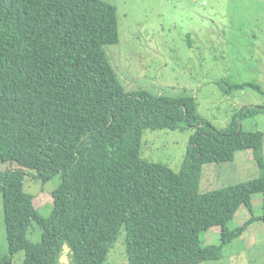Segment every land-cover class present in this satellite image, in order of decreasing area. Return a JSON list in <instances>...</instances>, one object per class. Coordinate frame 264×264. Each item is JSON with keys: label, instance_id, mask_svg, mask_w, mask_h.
<instances>
[{"label": "trees", "instance_id": "obj_1", "mask_svg": "<svg viewBox=\"0 0 264 264\" xmlns=\"http://www.w3.org/2000/svg\"><path fill=\"white\" fill-rule=\"evenodd\" d=\"M118 41L116 6L105 0H0V193L8 254L0 264H57L64 244L73 264H105L124 232L127 264H198L223 257V246L256 218L264 226V173L200 191L203 165L233 161L249 148L264 168L263 132L244 130V106L222 128L197 113L191 95L127 91L104 46ZM191 127L178 172L142 157L145 129ZM49 216L24 191L25 177L55 175ZM262 214L228 226L251 195ZM37 223L41 237L27 238ZM220 227L219 244L202 234Z\"/></svg>", "mask_w": 264, "mask_h": 264}, {"label": "rangeland", "instance_id": "obj_2", "mask_svg": "<svg viewBox=\"0 0 264 264\" xmlns=\"http://www.w3.org/2000/svg\"><path fill=\"white\" fill-rule=\"evenodd\" d=\"M117 11L118 41L104 46L105 53L127 91H145L156 96L191 95L197 113L217 128L224 127L244 106H264V0H105ZM244 130H260L264 137V112L244 117ZM194 130L145 129L142 157L167 163L178 172L188 140ZM233 161L203 165L200 191L258 177L264 173L250 159L249 148L236 151ZM250 152V153H249ZM264 158V141L261 149ZM239 156L244 160L238 161ZM16 163L0 162V168ZM55 175L44 184L28 175L24 191L33 194V204L47 217L52 211L51 192L60 184ZM262 193L251 195V212L241 205L228 226L243 224L251 215L262 214ZM0 193V257L8 254ZM244 235L223 246V257L198 264H264V226L256 218ZM41 229L33 223L27 238L37 242ZM203 244H219V233L202 234ZM24 251L12 257L21 264ZM124 232L110 249L105 264H127ZM57 264H73L67 244Z\"/></svg>", "mask_w": 264, "mask_h": 264}, {"label": "crops", "instance_id": "obj_3", "mask_svg": "<svg viewBox=\"0 0 264 264\" xmlns=\"http://www.w3.org/2000/svg\"><path fill=\"white\" fill-rule=\"evenodd\" d=\"M239 152H237L236 154H238ZM250 153V152H249ZM236 156V155H235ZM244 156H239V160L238 161H241V160H244L243 158ZM252 154H250V159L249 160H252L253 158ZM240 208V207H239ZM238 208V209H239ZM207 235L211 236L212 234H215V233H219L220 234V227L218 226H213V227H210L207 231H206ZM244 235V234H243Z\"/></svg>", "mask_w": 264, "mask_h": 264}]
</instances>
